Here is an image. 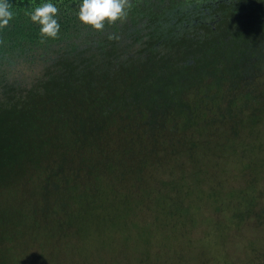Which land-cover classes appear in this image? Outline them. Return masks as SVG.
<instances>
[{"label":"trees","instance_id":"trees-1","mask_svg":"<svg viewBox=\"0 0 264 264\" xmlns=\"http://www.w3.org/2000/svg\"><path fill=\"white\" fill-rule=\"evenodd\" d=\"M45 2L9 0L13 19L0 29V264H17L11 235L28 215L82 219L101 208L105 180L140 189L145 174L168 172L158 161L181 155L202 175L204 152L222 146L234 153L217 157L244 161L252 197L240 224L255 222L264 244V0H129L126 18L102 31L80 22L82 0H51L56 39L25 14ZM227 69L246 92L217 106L177 100L174 112L158 101L182 92L173 78L216 77L217 88ZM223 132L233 139L221 143ZM15 199L30 207L18 221ZM75 227L63 221L56 235Z\"/></svg>","mask_w":264,"mask_h":264},{"label":"rangeland","instance_id":"rangeland-1","mask_svg":"<svg viewBox=\"0 0 264 264\" xmlns=\"http://www.w3.org/2000/svg\"><path fill=\"white\" fill-rule=\"evenodd\" d=\"M202 78L206 80L200 84ZM223 78L217 88L216 77L173 78L171 84L182 92L161 95L158 101L166 102L174 112L182 110L177 100L192 106H217L223 95L249 89L246 85L232 88L238 81L229 69ZM232 139L224 132L219 138L221 143ZM222 147L204 152L209 157L204 160L202 175L198 166L181 155L165 157L161 166L158 161V170L168 172L145 174L144 180L153 183H143L140 189L113 186L105 180L104 197L96 203L101 208L88 210L82 219L76 211L71 219L49 223L28 215L11 235L12 259L17 264H257L264 252V244H260L263 233L254 230L255 222L252 226L240 224L252 197L250 183L241 172L244 161L236 154L217 157L234 153L233 148L225 152ZM171 182L179 186L173 188ZM93 184L82 188L89 191ZM259 184L264 188V181ZM85 191L79 190L83 198ZM8 203L15 221L30 210L17 200ZM63 221L74 222L76 227L56 235Z\"/></svg>","mask_w":264,"mask_h":264},{"label":"clouds","instance_id":"clouds-1","mask_svg":"<svg viewBox=\"0 0 264 264\" xmlns=\"http://www.w3.org/2000/svg\"><path fill=\"white\" fill-rule=\"evenodd\" d=\"M130 8L129 0H82L78 18L82 24L102 31L106 23L111 25L125 19L126 9ZM10 9L9 0H0V29L5 28L13 19V12ZM58 12V7L49 0V2L35 6L25 14L32 22L41 26L40 36L43 39H56L60 32V24L56 18Z\"/></svg>","mask_w":264,"mask_h":264}]
</instances>
